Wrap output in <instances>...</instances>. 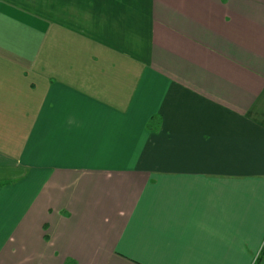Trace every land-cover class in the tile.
Listing matches in <instances>:
<instances>
[{
  "label": "crops",
  "instance_id": "crops-1",
  "mask_svg": "<svg viewBox=\"0 0 264 264\" xmlns=\"http://www.w3.org/2000/svg\"><path fill=\"white\" fill-rule=\"evenodd\" d=\"M26 1L21 31L0 0V264H254L264 0Z\"/></svg>",
  "mask_w": 264,
  "mask_h": 264
},
{
  "label": "rangeland",
  "instance_id": "rangeland-1",
  "mask_svg": "<svg viewBox=\"0 0 264 264\" xmlns=\"http://www.w3.org/2000/svg\"><path fill=\"white\" fill-rule=\"evenodd\" d=\"M21 3H28V2L26 0H20L19 6L21 7V10L16 13V15H19L17 22L19 23L18 25H20L21 31L26 29V25H27L26 22H28V25H29L28 31H29L30 30L29 27H30V25H32L31 22L36 23L38 21V17L42 16V8L43 7L39 6L40 8H35L36 6H28L26 4L22 5ZM26 17H28V18H26ZM5 51H7V49H5ZM54 62L57 64V60ZM28 65H30V64H28ZM52 66H53V64H52ZM44 84H45V82L41 79L39 82V88H38L39 92L35 91V95H34L35 98L38 100L35 101L34 107L33 106L29 107V110H31L32 108H33V111H34V109L36 110V106L38 105V102L41 100L40 95H41L42 89L44 88Z\"/></svg>",
  "mask_w": 264,
  "mask_h": 264
},
{
  "label": "trees",
  "instance_id": "trees-1",
  "mask_svg": "<svg viewBox=\"0 0 264 264\" xmlns=\"http://www.w3.org/2000/svg\"><path fill=\"white\" fill-rule=\"evenodd\" d=\"M263 255H264V246L260 252V255L258 256V258L256 259V261L254 262V264H260L261 263V260L263 258Z\"/></svg>",
  "mask_w": 264,
  "mask_h": 264
}]
</instances>
